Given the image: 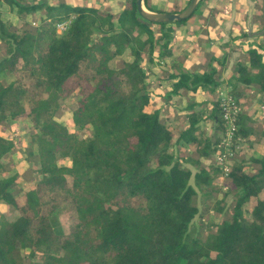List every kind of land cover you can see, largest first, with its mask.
Instances as JSON below:
<instances>
[{"label":"trees","instance_id":"16d2710c","mask_svg":"<svg viewBox=\"0 0 264 264\" xmlns=\"http://www.w3.org/2000/svg\"><path fill=\"white\" fill-rule=\"evenodd\" d=\"M3 3L16 19L3 17ZM190 18L149 22L136 0L116 12L0 0V203L13 209V218L0 216V264H264V151L232 160L233 188L212 206L226 178L214 161L226 126L218 100L189 103L180 118L147 110L144 62L157 47L171 55L173 25ZM227 58L180 72L172 93H214ZM236 72L237 84L264 93V43L246 50ZM7 73L14 79H1ZM67 99L75 128L91 127L88 135L60 118ZM15 126L27 138L21 171L15 137L3 136ZM254 131L241 112L237 135L246 142ZM211 209L223 218L204 236L195 218ZM62 216L67 229L54 222Z\"/></svg>","mask_w":264,"mask_h":264},{"label":"crops","instance_id":"0c3cea01","mask_svg":"<svg viewBox=\"0 0 264 264\" xmlns=\"http://www.w3.org/2000/svg\"><path fill=\"white\" fill-rule=\"evenodd\" d=\"M69 4H86L98 7L109 6L115 12L120 10L125 0H59ZM145 6L154 12H170L172 0H147ZM187 0L178 1L182 7ZM5 6V4L3 3ZM4 10V7L2 8ZM6 9L8 7L6 6ZM264 0H201L198 10L184 24L173 25V38L169 46L173 48L171 55L160 57V48L154 51L152 60H145L144 67L148 75L149 92L153 98L147 110L160 109L174 117H182L187 114L189 103L201 104L207 100H217L219 92H228L236 96L242 105V114L250 126H254V133L250 135L249 141L245 142L244 148L237 155L239 158H247L255 153H262L264 147L261 137L264 127V93L254 86H246L236 83V65L243 60L246 50L255 42H263L264 36H244L251 24L253 31L264 27ZM263 14V15H262ZM228 54L225 65L221 67V85L214 93H208L202 89L196 91L182 89L181 92L172 93L173 84L180 78V72L189 71L194 73L204 72L210 56L222 58ZM125 59L132 60L130 55ZM211 104H208V106ZM211 121L206 122L207 130H211ZM8 130V127H7ZM22 133L20 126L10 133L4 132L3 136L14 135L16 149L13 159L19 171L26 169V165L19 168L26 138L20 137ZM19 134V135H18ZM14 138V137H13ZM262 142V143H261ZM261 143V144H260ZM246 149H248L246 151ZM244 153V154H243ZM18 156V157H17ZM1 207H8L0 203ZM5 214V213H3ZM2 214H0L1 216ZM9 218V217H8ZM13 218V216L11 217Z\"/></svg>","mask_w":264,"mask_h":264},{"label":"rangeland","instance_id":"374dc122","mask_svg":"<svg viewBox=\"0 0 264 264\" xmlns=\"http://www.w3.org/2000/svg\"><path fill=\"white\" fill-rule=\"evenodd\" d=\"M24 1H27V0H24ZM178 1H182V0H172V3L170 4V8L171 9H179L180 8V4L178 3ZM1 7H2V4H1ZM4 10L2 9L3 11V14H4V18L5 19H8V18H12L13 20L16 19V15H12L11 12L8 11V9H6V5L4 6ZM264 14V12H263ZM262 14V15H263ZM10 18V19H11ZM35 23V22H34ZM263 29V28H262ZM261 30V29H260ZM263 42H264V37H263ZM1 79H4L6 81H11L14 79V77L10 74H3L1 76ZM72 102V99H67L64 101V104L62 106V108L60 109L59 111V114H61L60 118L63 119V121H65L69 127L71 128V130H74L79 136H85V135H88L90 133V128L91 127H87L85 128L84 130H77L73 124V118H72V113L70 112L69 110V105L71 104ZM263 126H259L258 129H261L263 130ZM26 138V137H24ZM27 139V138H26ZM244 141H243V148H244ZM242 148V149H243ZM241 149V150H242ZM248 149H246L247 151ZM241 152V151H240ZM244 154V153H243ZM240 155V154H238ZM18 157V156H17ZM13 158V157H12ZM18 160H21V164L19 165V168H22V166L24 167L25 165L28 166V162L25 160V157H24V154L23 156L21 157V159H17ZM25 164V165H24ZM21 182L24 184V181L21 180ZM218 182V181H217ZM220 183V182H219ZM218 186H220L221 188V191L219 192H216L215 193V199L213 200V202H211V205L212 206H215L216 204H218V200L223 196V192H225L226 190L228 189H232L233 188V185L230 184V182L228 181V178L226 177L225 180L223 179V182L221 181L220 185L218 184ZM233 197L231 196L229 198V201H228V204L227 206H230L233 204ZM203 205L200 204V209L201 211H203ZM213 208V207H212ZM5 213L4 215L6 217H9L11 218L13 216V209L8 206V207H1L0 208V214H3ZM222 215L218 214L215 210L211 209L210 211H208L207 213H204L203 212V217L199 218V214L196 216L195 218V222H196V226L198 229H200L202 231V234L201 235H204L206 236L208 234V230L209 228H214L216 226V224L222 219ZM200 219H202L200 221ZM59 221H60V224L61 226L64 228V229H67V219L65 216H62V217H59V218H56L54 217V222H57L59 224Z\"/></svg>","mask_w":264,"mask_h":264},{"label":"built area","instance_id":"2783aa9c","mask_svg":"<svg viewBox=\"0 0 264 264\" xmlns=\"http://www.w3.org/2000/svg\"><path fill=\"white\" fill-rule=\"evenodd\" d=\"M71 22V18L57 23L58 32L65 31ZM217 100L222 109V117L225 122V132L221 135L219 148L215 153L214 161L221 168L225 177L231 171V162L243 148V138L237 135L238 119L242 112L241 102L228 92H219ZM9 138L15 137L9 135Z\"/></svg>","mask_w":264,"mask_h":264},{"label":"water","instance_id":"95a60500","mask_svg":"<svg viewBox=\"0 0 264 264\" xmlns=\"http://www.w3.org/2000/svg\"><path fill=\"white\" fill-rule=\"evenodd\" d=\"M201 0H190L185 9L180 12H154L145 6V0H136L139 15L149 22L153 23H173L190 18L197 10ZM248 33L252 36L264 35V28L253 31L251 24L248 25Z\"/></svg>","mask_w":264,"mask_h":264}]
</instances>
